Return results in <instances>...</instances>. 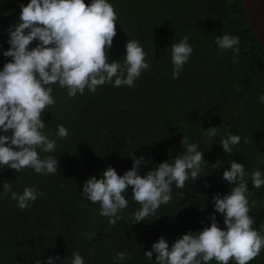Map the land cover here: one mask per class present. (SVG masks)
Returning a JSON list of instances; mask_svg holds the SVG:
<instances>
[{
    "label": "trees",
    "instance_id": "obj_1",
    "mask_svg": "<svg viewBox=\"0 0 264 264\" xmlns=\"http://www.w3.org/2000/svg\"><path fill=\"white\" fill-rule=\"evenodd\" d=\"M109 2L117 14L109 62L116 59L123 64L122 43L135 37L153 64L146 72L149 80L141 93L136 83L131 88L106 84L74 97L52 85L55 104L41 118L57 147L41 156H55L57 172L39 175L27 168L0 169V181H8L13 191L22 192L26 186L39 190L37 199L23 210L10 194L0 192V264H34L47 256H59L58 264H67L73 252L85 264H113L120 251L129 254L121 264H156L155 254L148 259L143 253L158 237L171 244L180 234L207 226L212 195L229 191L221 173L232 160L248 173V214L253 227L264 235V186L254 188L250 179L254 169L264 173V103L258 99L264 94V50L247 24L241 0ZM26 3L0 0V10L14 23L20 5ZM225 33L239 37L238 54L217 48L216 37ZM185 35L193 51L174 79L171 44ZM6 39V33L0 34V48L8 47ZM8 59L0 55V66ZM57 125L68 130L66 138L55 136ZM210 126L217 128L218 135L209 141L204 130ZM228 133L241 137L231 154L224 153L219 143ZM183 136L197 142L202 151L204 175L186 182L184 189L173 188L172 200L145 221L132 222L139 205L130 188L128 207L115 225L99 214L98 204L83 198L82 184L88 176L99 177L106 166L123 174L131 167V152L144 157L138 167L143 175L179 155ZM217 161L223 164L212 169ZM216 220L223 227L219 213ZM249 264H264V249Z\"/></svg>",
    "mask_w": 264,
    "mask_h": 264
},
{
    "label": "clouds",
    "instance_id": "obj_2",
    "mask_svg": "<svg viewBox=\"0 0 264 264\" xmlns=\"http://www.w3.org/2000/svg\"><path fill=\"white\" fill-rule=\"evenodd\" d=\"M117 14L109 0H27L20 5L18 19L5 29L8 47L0 48V55L8 57L0 66V169L8 167L20 172L27 168L39 175L55 174V156H41L56 151L57 142L44 131L42 112L55 104L52 85L65 89L68 97L83 94L85 89L95 92L98 87H133L142 73L149 70L146 52L136 39L124 45L123 64L109 62L108 50L116 35ZM35 41V45L30 44ZM218 49L239 53V37L225 33L215 39ZM193 48L187 35L171 44L172 77L180 71L191 56ZM264 103V94L258 97ZM210 141L217 136V128L204 130ZM55 136L64 139L68 130L57 125ZM239 135L228 133L219 143L224 153L231 154L240 143ZM183 151L171 159L159 162L145 174H138L143 156L131 152V167L118 175L112 166H106L99 177L90 175L82 184V196L99 205V214L115 225L128 207V189L139 208L132 213V222L139 223L153 216L162 205L172 200L173 188L184 189L186 182H194L202 174L204 158L197 142L183 136ZM222 162L212 164V169ZM243 164L232 160L221 173L229 191L213 194V212L209 223L197 231H186L171 244L158 237L144 256L156 264H249L264 249V235L254 227L247 197L248 184ZM251 186H264V173L254 169ZM0 192L10 194L18 209L23 210L37 199L39 190L26 186L22 192L12 190L8 181H0ZM205 187L208 184L205 183ZM222 216L223 227L216 214ZM129 254L120 251L113 264L124 261ZM59 256H47L34 264H58ZM67 264H85L84 258L73 252Z\"/></svg>",
    "mask_w": 264,
    "mask_h": 264
},
{
    "label": "water",
    "instance_id": "obj_3",
    "mask_svg": "<svg viewBox=\"0 0 264 264\" xmlns=\"http://www.w3.org/2000/svg\"><path fill=\"white\" fill-rule=\"evenodd\" d=\"M247 24L264 50V0H241Z\"/></svg>",
    "mask_w": 264,
    "mask_h": 264
},
{
    "label": "rangeland",
    "instance_id": "obj_4",
    "mask_svg": "<svg viewBox=\"0 0 264 264\" xmlns=\"http://www.w3.org/2000/svg\"><path fill=\"white\" fill-rule=\"evenodd\" d=\"M8 25H10V23L8 22L6 12L4 10H0V34H3V33L5 34L6 33L5 29H6V27ZM131 39H136V38L133 37ZM125 42L126 41H123V43H122L123 47L125 45ZM146 59L148 60V62L151 61L148 56H146ZM151 68H152V64L149 63V70ZM149 70H147V71H149ZM147 71L143 72L141 76H143ZM136 84H137V90L141 93V90L144 88L143 82L142 81H140V82L137 81Z\"/></svg>",
    "mask_w": 264,
    "mask_h": 264
},
{
    "label": "flooded vegetation",
    "instance_id": "obj_5",
    "mask_svg": "<svg viewBox=\"0 0 264 264\" xmlns=\"http://www.w3.org/2000/svg\"><path fill=\"white\" fill-rule=\"evenodd\" d=\"M7 19H8V14H7ZM8 22L10 23V24H12L9 20H8ZM147 56V55H146ZM149 63L151 64V61H149ZM152 68H153V64H152ZM148 80H149V75L148 74H144L143 76H141L137 81L138 82H140V81H142L143 82V85H144V87L146 86V83L148 82ZM136 81V82H137Z\"/></svg>",
    "mask_w": 264,
    "mask_h": 264
}]
</instances>
